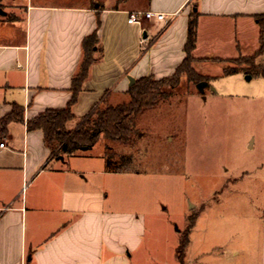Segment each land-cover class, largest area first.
Listing matches in <instances>:
<instances>
[{
	"label": "crops",
	"instance_id": "1",
	"mask_svg": "<svg viewBox=\"0 0 264 264\" xmlns=\"http://www.w3.org/2000/svg\"><path fill=\"white\" fill-rule=\"evenodd\" d=\"M11 3V10L0 14V117L15 103L23 107L24 121L8 124L0 148V264H138L132 256L142 244L144 220L106 207L99 177L111 172L101 165L102 152L50 158L41 131L27 130L26 121L67 105L82 40L94 30L101 52L71 105L75 118L68 128L104 98L124 95L129 78L173 73L184 57L192 10L198 13L195 57L221 51L229 53L222 58L251 54L259 35L254 16L264 12V0ZM134 10L167 18L127 23ZM245 46L252 48L245 53ZM262 197L257 264H264V178ZM195 226L196 220L189 235ZM189 235L185 255L192 244ZM233 254L238 257L240 250ZM197 261L195 255L190 263Z\"/></svg>",
	"mask_w": 264,
	"mask_h": 264
},
{
	"label": "rangeland",
	"instance_id": "2",
	"mask_svg": "<svg viewBox=\"0 0 264 264\" xmlns=\"http://www.w3.org/2000/svg\"><path fill=\"white\" fill-rule=\"evenodd\" d=\"M11 8L6 1L4 9ZM251 48L245 46V53ZM206 54L229 56L226 51ZM193 66L209 77L208 85L199 92L195 83L182 78L171 97L139 116L137 145L124 149L133 153L134 169L100 176L101 196L107 208L143 217L142 244L132 256L138 264H179L175 246L194 220L184 264H191L195 255L197 264H257L264 77L243 70L224 75V64L208 60ZM123 97L106 100L116 103ZM102 150L98 142L87 152Z\"/></svg>",
	"mask_w": 264,
	"mask_h": 264
},
{
	"label": "trees",
	"instance_id": "3",
	"mask_svg": "<svg viewBox=\"0 0 264 264\" xmlns=\"http://www.w3.org/2000/svg\"><path fill=\"white\" fill-rule=\"evenodd\" d=\"M6 1L0 0L4 9ZM198 13L192 10L187 21L186 40L183 46L184 57L173 73L156 79L152 75L134 80L116 103L104 98L81 117L74 128L68 123L75 118L71 105L76 101L82 82L87 77L91 64L101 52L97 32L85 36L82 40V58L71 81V96L64 108H48L26 121L27 130H40L43 143L49 150L50 158H66L87 152L98 142L102 144L101 156L105 170L111 173L126 172L134 169L133 153L124 151L137 145L139 132L136 121L147 109L157 106L158 102L173 95L182 78L188 82L207 81L209 77L196 71L193 63L203 60L224 64V75L243 70L246 74L264 77V12L255 15L259 28L258 47L248 55L238 54L235 58L195 57L196 25ZM98 25V24H97ZM11 121L23 122V107L15 103L11 110L0 117V142L7 133ZM187 231L179 238L175 248V257L184 264V252L188 243Z\"/></svg>",
	"mask_w": 264,
	"mask_h": 264
},
{
	"label": "built area",
	"instance_id": "4",
	"mask_svg": "<svg viewBox=\"0 0 264 264\" xmlns=\"http://www.w3.org/2000/svg\"><path fill=\"white\" fill-rule=\"evenodd\" d=\"M151 18H155L157 20H166V15L161 12L154 11H139L134 10L128 12L127 23H136L141 24L145 20H150ZM4 142H0V148L4 147Z\"/></svg>",
	"mask_w": 264,
	"mask_h": 264
},
{
	"label": "water",
	"instance_id": "5",
	"mask_svg": "<svg viewBox=\"0 0 264 264\" xmlns=\"http://www.w3.org/2000/svg\"><path fill=\"white\" fill-rule=\"evenodd\" d=\"M5 12L0 8V14H4ZM250 76H247V79H249ZM129 81H130V85L134 82V79L133 78H129ZM208 85V82L207 81H200L198 83L195 84V87L196 89L199 91V92H202L203 89Z\"/></svg>",
	"mask_w": 264,
	"mask_h": 264
}]
</instances>
